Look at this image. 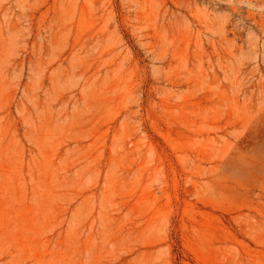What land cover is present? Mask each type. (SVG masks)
Listing matches in <instances>:
<instances>
[{
  "label": "rangeland",
  "instance_id": "374dc122",
  "mask_svg": "<svg viewBox=\"0 0 264 264\" xmlns=\"http://www.w3.org/2000/svg\"><path fill=\"white\" fill-rule=\"evenodd\" d=\"M0 264H264V0H0Z\"/></svg>",
  "mask_w": 264,
  "mask_h": 264
}]
</instances>
